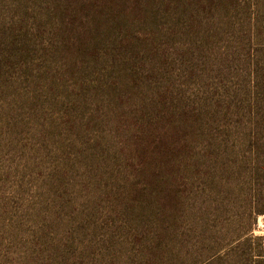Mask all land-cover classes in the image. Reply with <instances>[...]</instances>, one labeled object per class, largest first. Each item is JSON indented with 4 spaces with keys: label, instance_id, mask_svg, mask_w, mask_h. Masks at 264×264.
Returning <instances> with one entry per match:
<instances>
[{
    "label": "rangeland",
    "instance_id": "obj_1",
    "mask_svg": "<svg viewBox=\"0 0 264 264\" xmlns=\"http://www.w3.org/2000/svg\"><path fill=\"white\" fill-rule=\"evenodd\" d=\"M0 264H264V0H0Z\"/></svg>",
    "mask_w": 264,
    "mask_h": 264
}]
</instances>
